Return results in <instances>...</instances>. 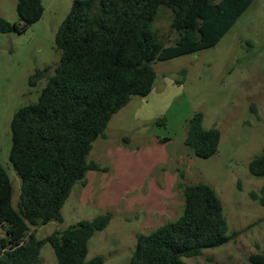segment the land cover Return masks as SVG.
Returning <instances> with one entry per match:
<instances>
[{
  "label": "rangeland",
  "instance_id": "374dc122",
  "mask_svg": "<svg viewBox=\"0 0 264 264\" xmlns=\"http://www.w3.org/2000/svg\"><path fill=\"white\" fill-rule=\"evenodd\" d=\"M72 1L41 0L38 21L23 32H0V164L12 184L14 206L20 179L9 161L10 121L18 108L37 99L52 74L60 56L54 35ZM16 2L0 0V17L18 21ZM170 18V11L160 7L153 23L167 45L176 38ZM45 66V77L30 86L29 76ZM152 66L151 92L132 95L109 120L105 136L92 143L87 160L104 170L88 171L86 184L73 186L62 206V222L31 230L42 239L56 228L108 213L110 221L89 239L86 257L128 264L136 235L181 214L180 184L201 182L221 200L231 238L184 258L185 264H251L249 256L264 249V206L249 196L259 191L264 176L251 175L247 167L264 146V0H252L216 45ZM197 112L204 128L219 131L217 152L209 158L192 155L183 144L186 123ZM40 259V264L56 263L47 242Z\"/></svg>",
  "mask_w": 264,
  "mask_h": 264
},
{
  "label": "trees",
  "instance_id": "16d2710c",
  "mask_svg": "<svg viewBox=\"0 0 264 264\" xmlns=\"http://www.w3.org/2000/svg\"><path fill=\"white\" fill-rule=\"evenodd\" d=\"M252 0H73L59 24L55 48L60 52L37 99L18 108L10 121L9 161L19 176V194L0 164V264H40L47 242L55 264H102L87 259L89 239L110 221L108 213L56 228L38 239L34 230L62 222V206L73 186L86 184L88 171L104 170L87 160L93 141L104 137L111 117L132 95L146 96L156 73L152 63L212 47ZM160 7L171 13L173 44H165L153 28ZM18 21L0 17V32H23L43 13L41 0H17ZM48 66L37 69L28 83L35 86ZM185 72V69H182ZM251 109H253L251 107ZM163 122V120H161ZM194 113L186 123L183 144L191 154L209 158L217 152L219 131L204 128ZM166 140V139H164ZM253 176H264V146L248 163ZM183 209L174 220L147 234H138L128 264H185L204 249L226 243L227 222L221 200L205 183L180 184ZM249 196L264 206V184ZM264 264V249L249 256ZM212 264H222L212 262Z\"/></svg>",
  "mask_w": 264,
  "mask_h": 264
},
{
  "label": "crops",
  "instance_id": "0c3cea01",
  "mask_svg": "<svg viewBox=\"0 0 264 264\" xmlns=\"http://www.w3.org/2000/svg\"><path fill=\"white\" fill-rule=\"evenodd\" d=\"M86 182H87V180H86Z\"/></svg>",
  "mask_w": 264,
  "mask_h": 264
}]
</instances>
